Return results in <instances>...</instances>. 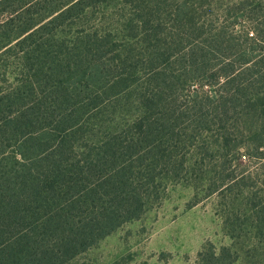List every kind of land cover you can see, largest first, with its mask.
Listing matches in <instances>:
<instances>
[{
  "label": "trees",
  "instance_id": "obj_1",
  "mask_svg": "<svg viewBox=\"0 0 264 264\" xmlns=\"http://www.w3.org/2000/svg\"><path fill=\"white\" fill-rule=\"evenodd\" d=\"M117 1L0 0V264H69L243 144L208 194L264 170V0Z\"/></svg>",
  "mask_w": 264,
  "mask_h": 264
},
{
  "label": "rangeland",
  "instance_id": "obj_2",
  "mask_svg": "<svg viewBox=\"0 0 264 264\" xmlns=\"http://www.w3.org/2000/svg\"><path fill=\"white\" fill-rule=\"evenodd\" d=\"M243 1L249 10L252 0ZM118 4L111 0L104 9L111 13ZM249 131H244L245 135H250ZM247 149L243 144L236 151V168L228 167L227 172L220 167L222 160H209L204 161V168L193 169L197 175L189 180L168 182L161 199L139 218L125 223L69 264H200L205 254L219 255L223 249L230 251L231 261L235 260L232 264H264V238L251 228L256 208L246 200L253 194L264 197V170L255 171L253 179L246 181L254 186L245 187L244 194L234 181L225 191L208 194V184L219 182L230 171L236 169L239 179L245 175L240 169L254 161ZM197 159L191 156L189 161Z\"/></svg>",
  "mask_w": 264,
  "mask_h": 264
}]
</instances>
